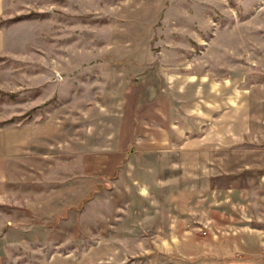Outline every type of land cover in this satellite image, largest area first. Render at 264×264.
<instances>
[{"label": "rangeland", "instance_id": "374dc122", "mask_svg": "<svg viewBox=\"0 0 264 264\" xmlns=\"http://www.w3.org/2000/svg\"><path fill=\"white\" fill-rule=\"evenodd\" d=\"M114 88L124 113L174 98L157 103L158 131L169 113L177 132L156 155L184 165L146 154L101 175ZM21 124L42 126L46 159L0 180V264H264V0H0V128ZM70 134L91 160L63 159ZM202 206L252 227L251 260L222 261Z\"/></svg>", "mask_w": 264, "mask_h": 264}, {"label": "crops", "instance_id": "0c3cea01", "mask_svg": "<svg viewBox=\"0 0 264 264\" xmlns=\"http://www.w3.org/2000/svg\"><path fill=\"white\" fill-rule=\"evenodd\" d=\"M151 31H152L151 35L153 36L154 35L153 30L151 29ZM148 35L149 33L147 32L144 34V36H148ZM151 35L150 37H152ZM150 37L148 36V38ZM151 40L152 39H148L145 41L148 43L147 49L148 52L150 53L152 51V46L150 45ZM154 41L155 40L153 39V42ZM118 47H116V49H122L123 51H126L123 48H118ZM113 49L114 51H116L115 48ZM136 51H138L137 48H135V50L132 51V53L134 54ZM119 59L122 60L124 58H119ZM123 61L124 60H122V62ZM138 82L140 81L137 80L136 83ZM129 83H130L129 80H126L124 78L119 79L117 77H110L108 78V80H106V84L109 85L126 86L129 85ZM117 91L118 89L114 88L108 94V96L110 95L113 97L111 100H114L117 103L115 102L112 105L111 111H108L110 116L108 117L109 128L107 129L108 133L106 135V138H102V134L100 138L104 141L98 138V141L101 142V145L99 147L105 149L106 151L104 153L98 154L99 156L102 155L100 156L101 162L103 163L104 159L106 160L104 164L107 165L109 164L107 160H116V162L115 165H113L114 167L111 170V172L107 171L106 170L107 167H106L104 171L102 170L101 175L106 176L110 173L112 175L114 174L118 175L119 174L118 169H120L121 164L129 163V160H134V158L136 157L138 158H141V156L144 157L146 154H148V160H137V163L139 162L140 165H144V166L146 165L148 166L152 165L154 167L158 166L156 167L158 170L160 168L163 169L161 165L164 164L167 167H169L171 171H173L175 167L179 169L181 165H184L183 163L184 160H160L157 158L156 155L158 152L162 153L160 152V150H163L165 148L163 146L164 145L163 142H166V139L167 142H169L170 144L173 142L172 138L175 137V134L177 132V130L174 128L175 126L173 124V116L172 114L169 113L165 119L164 125L162 124L164 130L158 131L157 119L159 113L157 109L158 108L157 103L159 101L161 102V100H163L165 96L161 93H157L156 91L152 90L148 93L147 99L149 100L148 101L149 103L147 107H145L142 111L141 110L136 111L129 104L128 112L124 113L125 111L123 110L124 107L122 101L123 102L126 101V94H123L121 92V95H118ZM127 97L129 101L130 100L132 101V96L127 95ZM165 98L169 100L167 97ZM95 99L98 100L97 97ZM172 99L174 98H171L169 101H172ZM139 100H142V98ZM189 115L190 113L188 110V112L184 114V117L186 116V119L184 120V123L186 124L185 125L186 128L184 129L185 132L194 131L195 129L194 126L191 127L187 123V119L190 118ZM175 123L178 124L177 120ZM217 128L219 129V126H215L214 124L212 125V129H213L212 132H214L213 134H215ZM84 133L86 135L87 133L86 130H84ZM144 134H146L147 137L143 136ZM157 135H159V137ZM213 136L214 139H216L214 140V142H212V148L214 151L215 149H219L220 147L219 144L220 138L216 134ZM46 137L47 136L44 134V130L42 129L41 125H38L37 127H33V126H29V124L26 125L21 124L16 127L11 126V127L0 128V180L2 179L12 180V177L10 178L7 177L9 175V171L11 172L12 175L14 174L15 176H18V172H19L18 169L23 170V167L26 166L24 164V162H27L26 160H45L46 158L44 155L45 153L43 152L44 150L43 146ZM79 140L80 142L77 143L76 135L70 134L68 154L67 157L64 156L63 159L77 160V158H79V160H84V159L91 160V157H93L94 155L93 153L88 152L87 150L88 148L90 150L89 143L87 144L86 139L84 141V144L82 138H79ZM54 146L55 145H53V147ZM132 147L134 148V151L131 150ZM78 148L81 149L79 155L77 151ZM128 152H130V155L128 154ZM170 152L171 151H169V156L172 158ZM137 153H139L138 156ZM166 153H168V151ZM61 159L62 158L60 156H56V157L54 156L48 158L47 160H61ZM124 160L127 161L125 162ZM198 162L200 164L199 160ZM233 209L234 208H232L231 206H212L208 208L202 206L200 208H197L196 212L206 214V217H204L205 226L208 227L212 236H214L217 239V242L220 243L223 241L224 244H226L224 245V247L222 246L224 248V251H222L221 249V251L223 252V254H220V258H223L222 261H228L234 258L236 259L235 256L238 255L237 253H244L245 255H248L246 257L247 260H251L252 255H254V253L252 249L253 246L249 244L250 243L249 241H251L253 237H257L258 239L259 236L257 233L254 234V232L250 230L252 228L250 225L246 227L247 223H238L236 221H232L228 219L229 213H233L234 211ZM236 212L238 213L237 209ZM217 213L219 214L223 213V215L225 216L220 217ZM217 215L220 218H218ZM227 251H229L230 253H227ZM230 255L232 256L235 255V256L234 258H230ZM242 258L244 259L245 256L243 257L242 255Z\"/></svg>", "mask_w": 264, "mask_h": 264}]
</instances>
